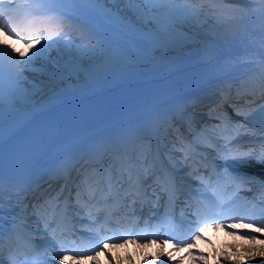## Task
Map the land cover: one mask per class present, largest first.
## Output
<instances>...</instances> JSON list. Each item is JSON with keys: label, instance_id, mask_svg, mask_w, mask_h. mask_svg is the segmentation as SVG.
Returning <instances> with one entry per match:
<instances>
[{"label": "snow or ice", "instance_id": "6c2138e0", "mask_svg": "<svg viewBox=\"0 0 264 264\" xmlns=\"http://www.w3.org/2000/svg\"><path fill=\"white\" fill-rule=\"evenodd\" d=\"M48 2L71 4L72 7L68 11L83 17L77 20L81 43H74L68 39L67 33L62 34V29L57 28L43 37L44 46L32 52L29 59H24L27 54L23 51L16 53V49L11 45H6L10 51L0 48V264H23L20 259L21 254L27 255L29 250L35 251L37 258L44 256L43 259L37 260V264H54L56 260L63 264L65 256L69 254L70 250L65 248L64 241L57 237L56 228H50L47 221L45 222L46 232L35 234L43 235L44 246L36 245L35 239L31 236L21 234L20 221L27 217L29 210L37 213L40 209H47L53 216L57 213L62 214L69 209V198L74 195L76 203L79 204L85 192L90 199L99 195L107 200L108 196L115 193L117 196L123 194L132 197L133 204L137 200L141 204L146 202L157 204L160 201L159 192L167 193L171 201L178 191L176 176L167 169L157 167L161 147H166V143L162 144L157 140L153 150L150 133L145 131L144 125L136 122L130 124L116 137L103 141L93 138L80 145L78 155L72 158L70 167L62 165V173H56L57 178L64 180L57 195L52 196L46 190L42 193L46 197L43 203L28 204L20 199L22 194L26 195L21 189L15 193V196L9 195L8 203H5L3 188L6 103L3 96V67L5 59L10 68V95L7 101L10 109L15 107V95L19 93L20 85L25 80L24 73L29 71L35 74V78L32 82V91L26 93V99L33 104L34 109L42 108L43 104L35 101L34 98L47 94L49 103L55 106V102L69 93V86L73 79H79L81 76L96 80L102 74L106 75L120 68L132 69L144 66L160 71L170 67L171 65L166 61L171 59L174 63L189 43H195L194 36H189L182 31L183 23L190 20L192 16L198 18L200 15L198 12L182 7L177 0H48ZM184 2L187 3L189 0ZM108 4L112 7L103 6ZM8 5H11V0H8ZM48 11L56 10L48 9ZM237 11L242 13L243 10ZM0 32L16 39L17 42L24 40L25 46L30 50L41 43L40 38L20 36L17 17L12 11H6L5 0H0ZM261 49L259 54L262 66L261 80L264 83V40L261 41ZM53 50H55V56L52 55ZM13 53L21 59L18 60ZM170 53L175 55L170 57ZM85 57L91 60L104 59L102 72L87 67L84 62ZM178 107L183 108L182 105ZM249 117L264 122V105L251 110L245 119ZM183 118L191 124L194 114ZM61 127L62 124L54 121L48 131L56 136L55 129ZM130 142L134 145L132 150H129ZM31 154L28 146H23L19 151L15 146L10 149V155L13 157L27 158ZM235 162L241 166L255 164L264 169V149H261L259 153H243L235 158ZM73 171L76 173L75 177L72 175ZM28 191L33 190L29 187ZM6 216L10 217L7 246L4 239ZM214 223L215 221H200L198 217L196 226ZM215 226L221 225L215 224ZM191 235L194 239H200L195 229ZM251 239L255 240L256 237L252 236ZM178 243H188L192 246V240L178 241ZM57 245H59V251L56 250ZM41 247H43L42 252ZM49 253H51L50 258ZM71 254L74 259L86 258L87 255Z\"/></svg>", "mask_w": 264, "mask_h": 264}, {"label": "bare ground", "instance_id": "6f19581e", "mask_svg": "<svg viewBox=\"0 0 264 264\" xmlns=\"http://www.w3.org/2000/svg\"><path fill=\"white\" fill-rule=\"evenodd\" d=\"M198 13L200 15L198 18L195 17V20L199 22L200 17L204 20L205 15H203L202 12ZM247 23H254L255 26L253 28H258V30L251 32V30H253V28H251L244 31ZM259 24H264V17L262 15L259 17L254 15L245 20V22H242L233 32L223 38L218 34H215L214 37L204 35L203 44L201 46L187 45V47L184 48L183 53L174 63L171 59L166 61V63L171 66L164 70L157 71L151 67L144 66L132 69L120 68L109 74H102L101 77L96 80L85 79L84 76H81L79 79H73L69 86V93L60 101L55 102V106L52 103H49V96L44 94L42 97L37 96L34 98L35 101L42 103L43 107H38L37 109L33 108V104L26 99V93H31L32 91V82L35 78V74L30 71L25 72V80L20 86L21 95L15 102L19 105L20 110L11 113L10 122L4 123V137L13 132L18 126L33 123L35 117L38 115H40L43 120L51 113L61 108H68L72 104L71 102L74 98L91 99L99 94L111 92L117 89L121 84L139 83L152 79H159L187 69L192 70V73L186 76L187 80L183 85V87L188 90L195 91L196 88L199 89L207 81L213 79L220 80L223 77L230 75V73L237 72L242 67H248L260 59L259 54L262 51L261 41L264 40V30H260L262 27H259ZM194 26L197 25L192 19L183 23L185 29ZM204 32L205 31L202 30L200 33L204 34ZM0 39L2 40L0 48H4L5 51H10L6 45H11L16 51L22 49V51L27 54L24 59H29L31 53L35 52L38 48L43 47L45 43V41L41 40L40 44L35 45L30 50L22 43L15 46L16 41H13L10 36H6L3 33H0ZM70 40L74 43L77 42V44L80 43L74 39ZM52 55H56L55 50H53ZM173 55L175 54L170 53V57ZM19 59L21 58L19 57L18 60ZM21 62H23V60H21ZM84 62L87 67L98 69L102 72V68L96 66L95 60L85 57ZM37 63H39V61ZM252 86L254 91L252 93H244L245 99L255 98L258 96V93L264 89V85L262 84H253ZM240 93L241 92H238V95L235 94L232 96L231 102H243L240 98ZM72 108H74V106ZM112 118L113 115H110L99 121L83 123L75 128L73 133H78L79 131L90 132L95 126L106 125ZM68 131L69 130L57 131V135L53 136L52 142L55 143L61 137L66 135ZM240 245L243 246L239 248ZM121 253H123V250L119 249L118 254L120 255ZM232 255H235L237 260L235 261L230 258L228 260L231 262L234 261V263H243L241 261L242 258L247 257L249 259V264H264V237L261 244L252 243L249 245L237 243L228 251L227 256L230 257ZM261 255L263 256L261 257ZM146 258H148V256ZM228 260H224V264H229L230 261ZM146 264H149L147 259Z\"/></svg>", "mask_w": 264, "mask_h": 264}, {"label": "rangeland", "instance_id": "374dc122", "mask_svg": "<svg viewBox=\"0 0 264 264\" xmlns=\"http://www.w3.org/2000/svg\"><path fill=\"white\" fill-rule=\"evenodd\" d=\"M214 1V2H213ZM262 1V0H256ZM180 5L189 11L202 12L205 15L204 20L199 18V22L195 20L196 16H192V20L196 22L197 26L191 28H182V31L187 33L189 36L195 37V43H189L188 45L201 46L203 44V36L214 37L215 34H218L220 37H224L233 32L242 22H245L249 17L257 15L264 17V2L263 6L258 10H253L251 13L239 12L238 7L233 3H228L226 0H189L185 3L184 0H177ZM234 5V6H233ZM223 10V12H221ZM261 14V15H259ZM259 27H262V24H259ZM209 26V27H208ZM255 25L246 28L251 29ZM205 31L204 34L200 33ZM258 28H253L252 31H256ZM263 31L264 29H260ZM87 60V59H86ZM105 63L104 59L97 58L95 64L98 68H103ZM15 107L11 108L14 111H19L20 107L14 102ZM240 247V246H239ZM263 255H261L262 257Z\"/></svg>", "mask_w": 264, "mask_h": 264}]
</instances>
